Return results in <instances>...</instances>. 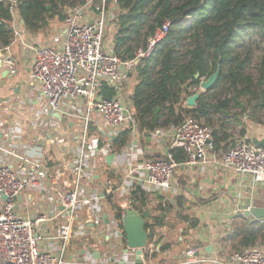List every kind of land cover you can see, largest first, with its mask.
<instances>
[{
  "label": "built area",
  "instance_id": "obj_1",
  "mask_svg": "<svg viewBox=\"0 0 264 264\" xmlns=\"http://www.w3.org/2000/svg\"><path fill=\"white\" fill-rule=\"evenodd\" d=\"M10 1L14 39L0 47L2 66L16 74L12 47L17 41L32 60L28 81L19 90L6 87L0 96V264H264V244L227 258L201 255L198 246H188L176 259L158 226L147 229L140 254L127 245V208L151 210L154 203L165 206L182 195L174 148L184 150L189 167L205 170L212 163L252 184L264 182V148L252 141L250 124L258 123L249 121V114L243 115L245 134L221 156L213 151L212 129L194 116L171 132L159 128L146 134L139 128L134 93L126 87L168 35L170 21L124 59L114 51V33L109 38L115 1L87 0L71 8L46 39L25 37L17 1ZM103 84L114 90L111 97L104 95ZM27 112L32 116L26 122ZM126 128L129 138L116 149L113 140ZM56 150L63 157L59 162ZM138 190L147 204L136 197ZM244 210L236 205L232 214Z\"/></svg>",
  "mask_w": 264,
  "mask_h": 264
},
{
  "label": "trees",
  "instance_id": "obj_2",
  "mask_svg": "<svg viewBox=\"0 0 264 264\" xmlns=\"http://www.w3.org/2000/svg\"><path fill=\"white\" fill-rule=\"evenodd\" d=\"M16 1L15 12L25 29L43 36L49 33L55 19L63 21L71 8L87 0ZM111 1L116 2V16L112 21L115 26L114 51L124 59L132 57L136 47L144 44L155 29L170 21L168 35L156 53L134 70L137 73V82L132 89L134 109L138 126L144 133L177 127L191 115L212 127L213 151L222 155L239 140L229 133L225 121L211 116L210 109L225 112L233 103V107H241L243 112L250 110L249 121L256 120L264 125L259 115L264 112V54L256 75L249 72L254 49L245 44V40L257 31H264V0ZM11 6L10 0H0V47L10 45L14 39ZM134 35L137 37L135 46L131 44ZM186 41L189 44L181 56L180 47ZM219 63L221 75L213 89L229 85L235 95L214 104L208 103L202 95L195 107L185 106L188 96L193 94L192 87L200 85L196 74L208 78ZM103 85L104 95L111 97L114 90ZM243 112L241 117L236 114L240 123L244 122ZM245 132L244 125L241 134ZM128 138L129 129L126 128L113 140L115 148L121 149ZM173 153L179 162L186 160L182 148H174ZM136 193V197L147 204L145 193L140 190ZM188 203L183 194L165 206L159 203L146 221V228L153 230L168 223L170 230H176L178 222H182L188 225L184 234L195 230L200 220L188 212ZM175 209H178L179 221L178 218L172 220ZM181 211L186 213L180 214ZM221 241L229 254L264 244V222H252L235 214L228 234Z\"/></svg>",
  "mask_w": 264,
  "mask_h": 264
},
{
  "label": "crops",
  "instance_id": "obj_3",
  "mask_svg": "<svg viewBox=\"0 0 264 264\" xmlns=\"http://www.w3.org/2000/svg\"><path fill=\"white\" fill-rule=\"evenodd\" d=\"M25 37H36L42 38V36L37 34H32L30 32H25ZM43 39V38H42ZM13 57L15 59V68L17 73L13 76L10 74L4 75V67L0 69V81H6L10 89L11 82L15 79H18V82L28 81L29 76V67L30 62H27L28 54L24 52L23 46L20 41H17L12 47ZM28 74V75H27ZM6 86L0 87V93L5 92ZM31 113L27 112L26 115L22 118L23 121H29L31 118ZM168 132H171L172 129H166ZM259 132L255 134L254 137H262ZM240 141V139H239ZM171 139L166 137L165 144L169 147ZM57 154L56 162L61 160L62 154L59 150H56ZM212 151L210 156H212ZM221 156V154H218ZM181 161L180 166L176 173V182L181 187V194L185 196L189 204V213L200 220L199 226L192 231L188 239L189 242L195 241L197 246L201 249L203 248L206 254L219 257H229V253L225 251L224 245L221 243L222 237L228 234V231L231 227V222L233 220V206L236 205H246L244 202V195L241 190V187H248V184L251 182L248 177L236 174L230 171L223 169L222 167H215L212 163H209L205 170H202L200 165L194 167H189ZM250 181V182H249ZM154 200V198H152ZM155 201V200H154ZM216 203V206L211 207V203ZM195 209L198 213L195 212ZM176 211L178 209H175ZM152 209L151 213L152 214ZM177 213V212H176ZM196 213V215H194ZM152 223V222H151ZM185 224V223H183ZM179 226V225H178ZM165 230V234L168 237L167 247H170L173 251V248L176 247V250L173 251L174 258L182 257V249L185 245L184 236V227H177L176 230H170L168 223L161 226ZM212 245V251L209 253L206 248ZM185 249H183L184 251Z\"/></svg>",
  "mask_w": 264,
  "mask_h": 264
},
{
  "label": "rangeland",
  "instance_id": "obj_4",
  "mask_svg": "<svg viewBox=\"0 0 264 264\" xmlns=\"http://www.w3.org/2000/svg\"><path fill=\"white\" fill-rule=\"evenodd\" d=\"M62 22L63 21H59V20L55 19L53 21V23H52L54 26L51 28L49 33L47 35H43L42 38L46 39L49 35L51 36V34L53 33L54 29L57 26H59ZM109 33H110V35H109V38H110L111 35L113 33H115V30L114 31H110ZM142 39H143V37H142ZM131 44L133 46H135V44H137V37H135V35L132 37ZM188 44H189V42L186 41L185 45L180 47L181 56H184L185 51H186V49L188 47ZM245 44L247 46L251 45L253 47V49H254L253 63L248 68V71L256 75L258 64L260 62V59H261L262 55L264 54V31L263 32L257 31L253 35V37L248 38V39L245 40ZM30 53L31 52L27 51V54H28V58L26 59L27 62L32 60V55ZM15 73H17V69H16ZM136 75H137V73L134 72L131 75V77H130V79L128 81L126 90L129 91V92L133 89L135 83L137 82V80H136L137 76ZM198 78H199L200 81L206 79L205 77H202V78L198 77ZM6 81H8V80H4L3 79L2 82L0 81V87L6 86L7 88H9V86H7L8 83ZM22 84H23V82H18V79H15L10 84V86H12L11 87L12 88L11 91L19 90L22 87ZM195 87H199V86L198 85L193 86L192 89H194ZM198 89L199 88H197V90ZM1 94L3 95L4 93L1 92L0 96H1ZM202 95L206 98V101L208 103L214 104L219 99H225L226 97H233L235 95V91L233 89H231L229 85H220V86H217L214 89H211L209 91L203 92ZM232 104L233 103H231L228 106V111L218 112L215 109H210V114H211L212 117L217 118L218 120L220 119L222 121H225L226 126L229 129V133L232 135V137H234L236 139H239L242 136V134H241V131L243 129L242 126H244L246 124L238 122V117L236 115V114H239V116L241 117V113L243 112L242 108L241 107H233ZM249 111L250 110H248L247 112H243V114H245V113L249 114ZM259 115L262 116L261 120H262V122H264V112L263 113H259ZM200 121H202L205 125H207L206 122L203 119L200 120ZM237 122H238V124H237ZM248 123H251V122H248ZM250 125L253 126L252 129L250 128V131H249V134L251 136H255V134H257L259 132H263L261 134H264V129L259 128V127H263L262 125H258V124H256V122H252ZM210 128L212 129V127H210ZM262 189L264 190V182L254 183V184H252V182H250L248 184V187H241V190L239 189V192L242 191V193L244 195L243 196L244 197V202L249 203L250 197L258 196ZM157 205H159V203L152 204V211H154V208H156ZM210 206L211 207L216 206V203L215 202L211 203ZM232 208H234V206ZM195 212L198 213V211L196 209H195ZM173 213L176 214V215L172 218V220L174 221V220H176L178 218V221H179L180 215L178 216V212L176 213V210H174ZM182 213L185 214L186 212L181 211L180 214H182ZM196 213L194 215H196ZM178 225L181 226V227H184V228H186L188 226L187 224H183L182 222H178ZM178 225H177V227H179ZM185 230L187 231V229H185ZM190 235H192V231H190L188 234H186V233L184 234V236H186V238H185V245H184L183 249H185L188 246H195L197 244L195 241H191V242L188 241V239L191 238V237H189ZM183 249H182V251H183ZM174 250H176V247L173 248V251ZM200 251H201V255H205L206 254V252L204 251L203 248H201Z\"/></svg>",
  "mask_w": 264,
  "mask_h": 264
},
{
  "label": "water",
  "instance_id": "obj_5",
  "mask_svg": "<svg viewBox=\"0 0 264 264\" xmlns=\"http://www.w3.org/2000/svg\"><path fill=\"white\" fill-rule=\"evenodd\" d=\"M2 53L0 52V69L3 68L2 66ZM3 74L7 75L8 70L4 69ZM199 73L196 74V77H199ZM221 75V65L220 63L217 65V68L214 73H212L208 78L205 80H201L200 82V89L197 90L194 94L188 96L186 104L189 107H195L197 105V100L202 96L203 92L209 91L213 89L216 85L219 77ZM55 116L60 117L58 113H54ZM253 143L256 146L264 148V137L253 138ZM114 159V154H110L107 157V161L111 163ZM246 203V202H245ZM245 210L241 214L248 220L252 222H264V190L262 189L260 194L256 197H250L249 203L244 205ZM151 210L145 209L142 212L138 210L127 208L125 210L124 215V232L127 238V245L130 248H138L137 254L142 252V248H144L148 243L149 234L146 228V221L150 217ZM107 217V213L104 214ZM206 250L211 253L212 245H209ZM94 256L99 257V251H94ZM138 263H141V260L138 258Z\"/></svg>",
  "mask_w": 264,
  "mask_h": 264
}]
</instances>
